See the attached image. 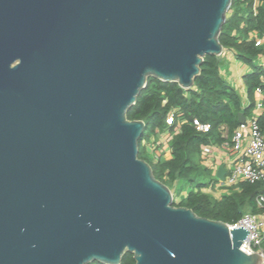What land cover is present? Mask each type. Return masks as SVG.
I'll use <instances>...</instances> for the list:
<instances>
[{"label": "water", "instance_id": "water-1", "mask_svg": "<svg viewBox=\"0 0 264 264\" xmlns=\"http://www.w3.org/2000/svg\"><path fill=\"white\" fill-rule=\"evenodd\" d=\"M230 4L0 0V264L264 263L244 225L173 204L126 116L149 77L193 87Z\"/></svg>", "mask_w": 264, "mask_h": 264}, {"label": "trees", "instance_id": "trees-1", "mask_svg": "<svg viewBox=\"0 0 264 264\" xmlns=\"http://www.w3.org/2000/svg\"><path fill=\"white\" fill-rule=\"evenodd\" d=\"M263 36L264 0H231L218 39L223 48L232 49L236 58L250 67L243 76L248 96L245 107L241 95L221 75V57L205 55L192 88L186 90L177 82L149 77L135 103L127 110L129 120L145 123L139 139L138 157L150 164L154 177L169 188L175 182L190 186L178 202L173 201L175 206L189 208L198 216L227 224L237 221L246 212L255 214L262 210L255 200L258 195H264L261 182L241 181L227 187L232 189L218 197L203 191L214 187L215 178L201 162V148L210 143L229 141L239 125V113L247 116L253 109L255 89L260 87L264 92V67L256 64L264 55V42L255 45V39ZM170 112L174 114L173 123L168 125L166 118ZM193 118L210 124V130L197 131L192 125ZM163 132L170 135L167 138L168 156L154 159L146 145L152 142V137ZM156 148L154 145L152 151ZM262 247L264 250V238ZM89 264L102 263L92 261ZM120 264H134L133 255L125 252Z\"/></svg>", "mask_w": 264, "mask_h": 264}, {"label": "built area", "instance_id": "built-area-1", "mask_svg": "<svg viewBox=\"0 0 264 264\" xmlns=\"http://www.w3.org/2000/svg\"><path fill=\"white\" fill-rule=\"evenodd\" d=\"M263 42L264 36L255 39L256 46H259ZM258 60L261 66L264 67V55H261ZM255 93L258 95L255 100V109L261 110L263 121L260 122L257 117L245 119L244 122L239 123L233 131L229 142L231 150L235 154V160L232 162L229 169L225 171L224 180H219V183L216 185L218 189L234 186L241 181L249 183L261 182L264 184L263 90L257 87ZM173 115V112H170L166 118V123L168 125L173 123ZM192 125L199 132L205 133L210 130V124L201 122L197 118H193ZM169 136V134L164 133L165 142H167ZM255 200L257 206L264 210V195H258ZM227 225L232 226V229L241 225L247 227L250 232L244 240L246 246H249L253 251L264 257V250L262 247L264 238V216L260 217L257 214L246 212L237 221Z\"/></svg>", "mask_w": 264, "mask_h": 264}, {"label": "crops", "instance_id": "crops-1", "mask_svg": "<svg viewBox=\"0 0 264 264\" xmlns=\"http://www.w3.org/2000/svg\"><path fill=\"white\" fill-rule=\"evenodd\" d=\"M221 57V75L223 78L230 83L236 91L241 95V101L242 105L245 107L248 105V96H247V90L244 83L243 76L250 71V67L241 62L236 58L235 52L232 49L223 48V51L220 55ZM256 64L261 65L260 61L257 60ZM263 67V66H262ZM263 96V110H264V92L262 94ZM258 97L257 93H254V107L251 110L250 114L245 116V119H249L252 117H257L260 122L263 121V114L261 110L255 109V100ZM262 110V111H263ZM151 143H147L146 146H150L151 149L154 147V145H160L161 147L158 150L162 149L163 157L168 156V144L165 142L164 132L159 133L158 135L151 138ZM230 141V140H229ZM228 140H225L220 143H210L209 145L203 146L202 149V155H201V162L204 166L208 167L212 173L216 176L217 169L224 165L225 171L229 169L232 162L235 160V154L231 150L230 142ZM148 149V148H147ZM155 156H160L162 153H158V151H154ZM214 189H218L213 187ZM222 190L221 192H223ZM259 215L260 217L264 216V210L262 209L260 212L255 213Z\"/></svg>", "mask_w": 264, "mask_h": 264}, {"label": "rangeland", "instance_id": "rangeland-1", "mask_svg": "<svg viewBox=\"0 0 264 264\" xmlns=\"http://www.w3.org/2000/svg\"><path fill=\"white\" fill-rule=\"evenodd\" d=\"M158 135V134H157ZM157 146V145H156ZM159 146V148L161 147V144L160 145H158ZM158 146H157V148H156V151H158V153H162V149H159V150H157L158 149ZM147 148H148V150H149V152H151L152 153V158H154L155 159V152L154 151H152V149H151V147L148 145L147 146ZM163 155V153L162 154H160V156H162ZM149 157H150V155H149ZM212 174V177L213 178H215V181H214V187L219 183V179L213 174V173H211ZM179 188H181V190H179ZM188 188H190V186H188L187 184H185V183H183V182H175L172 186H171V188H170V190H171V192H172V195H173V201L174 202H178L179 201V199H180V195H182V194H184L185 193V191L188 189ZM232 188H228V189H226V188H222V189H214V188H205V189H203V191L204 192H206V193H208L209 195H211L212 197H218L222 192V190H225V191H223V192H229L230 190H231ZM177 190H178V192H177Z\"/></svg>", "mask_w": 264, "mask_h": 264}]
</instances>
